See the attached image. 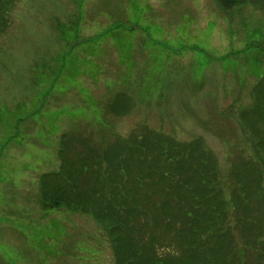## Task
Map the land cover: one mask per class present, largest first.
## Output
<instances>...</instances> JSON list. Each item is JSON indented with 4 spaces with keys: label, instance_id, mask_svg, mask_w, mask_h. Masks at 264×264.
Here are the masks:
<instances>
[{
    "label": "rangeland",
    "instance_id": "1",
    "mask_svg": "<svg viewBox=\"0 0 264 264\" xmlns=\"http://www.w3.org/2000/svg\"><path fill=\"white\" fill-rule=\"evenodd\" d=\"M3 2L11 8L0 28V264H117L93 216L43 208L41 179L60 171L67 134L77 136L71 155L84 133L108 143L148 128L200 141L224 192L235 189L236 167L253 186L260 173L248 161L264 184L252 141L264 142V0L230 10L216 0ZM118 97L126 113L117 116L109 106ZM259 201L247 208L256 224L230 220L228 252L242 253L234 264H264Z\"/></svg>",
    "mask_w": 264,
    "mask_h": 264
},
{
    "label": "trees",
    "instance_id": "2",
    "mask_svg": "<svg viewBox=\"0 0 264 264\" xmlns=\"http://www.w3.org/2000/svg\"><path fill=\"white\" fill-rule=\"evenodd\" d=\"M3 1L0 28L11 8ZM216 1L230 10L242 0ZM258 95L262 99L264 92ZM118 99L109 106L117 116L126 113ZM145 131L108 143L84 133L79 136L83 149L75 155L71 144L77 136L67 134L60 171L41 179L43 208L66 207L93 216L107 232L117 264H234L228 261L231 256L239 263L240 249L234 255L228 252L229 223L232 217L246 228L257 223L247 208L255 204L254 196L259 204L264 202L261 171L248 161L249 170L260 173L251 186L243 179L245 172L236 167L232 176L237 182L229 194L213 154L200 141L175 143L163 133ZM252 141L264 161L263 140ZM258 233L252 236L254 241L263 234Z\"/></svg>",
    "mask_w": 264,
    "mask_h": 264
}]
</instances>
